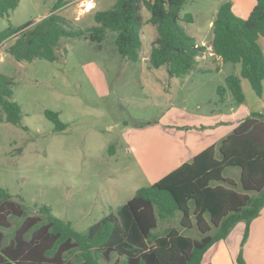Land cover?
I'll return each instance as SVG.
<instances>
[{"label": "rangeland", "instance_id": "obj_1", "mask_svg": "<svg viewBox=\"0 0 264 264\" xmlns=\"http://www.w3.org/2000/svg\"><path fill=\"white\" fill-rule=\"evenodd\" d=\"M224 1L234 0H186L181 16L191 14L194 20L182 24L199 43L212 42L210 22ZM90 3L94 7L87 10ZM115 3L68 0L59 12L75 27L87 28L96 24V11ZM53 4L54 0H20L10 16H0V31L10 24L19 27L43 19ZM141 15L142 49L137 62L120 54L111 39L113 31H108L101 46L85 38H62L55 61L16 60L7 52L14 36L1 48L0 74L13 78L12 100L20 105L22 119L20 125L7 122L0 106V186L16 200L22 199L32 214L49 205L56 216L84 232L116 213L139 188L162 177L172 166L177 132L186 130L193 119L200 121L215 109L226 112L228 103L249 113H264V90L259 96L247 78L242 77L246 101L233 100L227 77L240 75V63L208 56L181 77L170 76L166 65L154 68L149 57L158 30L148 23L150 11L143 5ZM259 43L264 50V37ZM219 86L226 87L223 102H219ZM46 109L59 112L66 128L55 130ZM224 176L239 182L240 168L227 167ZM180 215L161 220L155 231L181 228ZM238 224L234 232L241 228L239 254L247 224ZM183 232L199 236L195 229ZM115 259L105 264H114Z\"/></svg>", "mask_w": 264, "mask_h": 264}, {"label": "trees", "instance_id": "obj_2", "mask_svg": "<svg viewBox=\"0 0 264 264\" xmlns=\"http://www.w3.org/2000/svg\"><path fill=\"white\" fill-rule=\"evenodd\" d=\"M20 0H0V16H10ZM68 0H54L51 12L39 21L19 27L12 24L0 31V42L15 37L7 49L18 61L57 59L61 40L85 38L101 46L113 31L112 41L128 60H140L142 49V5L150 11L148 23L157 27L149 57L154 68L167 66L170 76L181 77L194 70L209 46L190 35L181 16L186 0H116L109 9L95 12V25L75 27L59 11ZM264 0L247 18L238 16L231 1H224L213 21L212 52L224 63H240V75L227 77L233 100L244 103L242 77L261 96L264 90ZM66 52V50H65ZM13 78L0 74V106L7 122L21 124L20 105L12 100ZM219 102L226 87L219 86ZM45 115L55 130L66 128L60 113L50 109ZM28 129L27 126H24ZM227 167L240 168L239 182L225 177ZM264 208V113L251 112L231 134L199 153L150 186L139 188L116 213L104 216L84 232L59 218L49 205L32 214L31 207L16 200L0 186V264H202L207 251L227 238L241 221L249 235L250 223ZM179 212L180 227L155 231L161 220ZM196 230L198 237L183 231ZM243 243V245H244ZM236 261L247 264L241 248Z\"/></svg>", "mask_w": 264, "mask_h": 264}, {"label": "crops", "instance_id": "obj_3", "mask_svg": "<svg viewBox=\"0 0 264 264\" xmlns=\"http://www.w3.org/2000/svg\"><path fill=\"white\" fill-rule=\"evenodd\" d=\"M232 4L234 12L238 16L247 18L255 6L256 0H234ZM213 21L210 22L212 26ZM208 46V53L200 59L206 60L208 56H213L217 57L216 61L222 62V59L212 52L211 43ZM242 86L244 87L243 81ZM242 111L243 117H240ZM249 114L244 108H236L234 104L228 103L226 104V112L224 108L215 109L211 110L209 114L201 116L202 120L200 121H196L197 119L190 121L186 130L177 132L173 157L169 161L172 166L161 175V178L184 163L191 162L195 156L208 147L220 143ZM235 227L227 238L219 241L207 251L202 264H236L235 258L238 254L242 235L241 228L240 233L234 232ZM239 227H242L241 224L237 225V229ZM243 255L247 264H264V208L260 215L250 223L249 235L243 247Z\"/></svg>", "mask_w": 264, "mask_h": 264}, {"label": "built area", "instance_id": "obj_4", "mask_svg": "<svg viewBox=\"0 0 264 264\" xmlns=\"http://www.w3.org/2000/svg\"><path fill=\"white\" fill-rule=\"evenodd\" d=\"M10 38H11V37H10ZM8 39H9V38L4 39L3 41L0 42V50H1V48H2L3 46L6 45V43L8 42Z\"/></svg>", "mask_w": 264, "mask_h": 264}, {"label": "bare ground", "instance_id": "obj_5", "mask_svg": "<svg viewBox=\"0 0 264 264\" xmlns=\"http://www.w3.org/2000/svg\"><path fill=\"white\" fill-rule=\"evenodd\" d=\"M93 7H94L93 4L90 3L89 6H88V9H87V10H90V9H92Z\"/></svg>", "mask_w": 264, "mask_h": 264}]
</instances>
